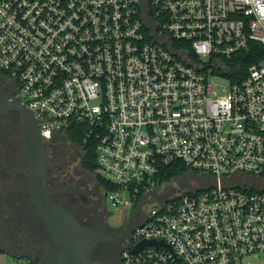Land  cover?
Wrapping results in <instances>:
<instances>
[{"label":"built area","instance_id":"obj_1","mask_svg":"<svg viewBox=\"0 0 264 264\" xmlns=\"http://www.w3.org/2000/svg\"><path fill=\"white\" fill-rule=\"evenodd\" d=\"M144 1L0 0V70L46 143L69 129L96 142L114 204L157 202L122 264H264V58L220 91L210 76L264 46V0H147L161 41ZM168 37L179 53L174 41L189 42L200 68ZM177 162L185 186L162 205L153 192ZM147 240L164 244L133 251Z\"/></svg>","mask_w":264,"mask_h":264},{"label":"flooded vegetation","instance_id":"obj_2","mask_svg":"<svg viewBox=\"0 0 264 264\" xmlns=\"http://www.w3.org/2000/svg\"><path fill=\"white\" fill-rule=\"evenodd\" d=\"M15 97H19L17 81L0 70V98ZM47 155V185L51 197L74 212L83 224L109 235V239L100 241L96 247L95 259L122 264V251L142 215L137 214L126 227L109 223L107 194L97 175L85 166L84 146L68 134H57L51 143H47ZM71 163L91 174L87 177L92 178L91 182L84 180L91 189L81 191L72 183L68 184ZM27 165L22 115L16 110L7 111L0 116V252L22 259L21 264L40 260L47 244L53 243L30 200ZM195 174L192 176H197ZM182 181L185 182V178ZM85 182L80 181V185Z\"/></svg>","mask_w":264,"mask_h":264},{"label":"water","instance_id":"obj_3","mask_svg":"<svg viewBox=\"0 0 264 264\" xmlns=\"http://www.w3.org/2000/svg\"><path fill=\"white\" fill-rule=\"evenodd\" d=\"M144 16L148 27L153 30L155 38L163 40L164 37L157 32L155 21L147 14L148 1L143 3ZM170 49L183 57L185 62L200 67L192 59L190 53L175 50L172 45L171 37L166 40ZM16 110L22 115L24 121L25 147L27 150L28 165L30 170V200L34 205V210L44 222L45 228L49 232L53 243H48L46 252L40 258L37 264H110L98 261L94 257V252L99 242L109 239L104 231L96 230L83 224L77 215L68 207L55 201L47 185V143L41 134V121L37 118L35 112L26 105L20 97L0 98V116L7 111ZM188 175H196L194 172ZM188 192H196L189 188ZM153 197L160 204L165 205L166 200L161 199L156 192ZM149 201V195L146 194L138 203L136 208L124 222V227L137 215H142L140 225L147 221L145 205ZM131 238L128 239L130 241ZM149 244H164L163 241H143L134 252L140 251L144 246Z\"/></svg>","mask_w":264,"mask_h":264},{"label":"trees","instance_id":"obj_4","mask_svg":"<svg viewBox=\"0 0 264 264\" xmlns=\"http://www.w3.org/2000/svg\"><path fill=\"white\" fill-rule=\"evenodd\" d=\"M174 45L177 48H186L191 57L195 61H199V57L194 53L193 49L189 42L186 41H174ZM262 58H264V46L257 42L250 43L248 49L236 54L233 59L225 61L224 67H219L220 71L218 73L230 78L232 80H242L247 75L248 69L250 65L253 63L259 62ZM216 72V71H215ZM5 73V72H4ZM7 74V73H6ZM68 135L71 137L72 140L79 142L85 148V166L88 169L95 173L98 177V181L105 191L108 194L110 191H114L117 189V186L109 180L107 177L103 176L101 173L98 172L100 169L96 154V142L95 141H87L83 142V134H76L73 132L72 129H69ZM188 170L180 164V162L174 163L171 166L167 167L163 171V181H171L175 180L176 178L182 177L186 174ZM95 257V256H94ZM97 260V259H96ZM37 261H30L26 264H37Z\"/></svg>","mask_w":264,"mask_h":264},{"label":"rangeland","instance_id":"obj_5","mask_svg":"<svg viewBox=\"0 0 264 264\" xmlns=\"http://www.w3.org/2000/svg\"><path fill=\"white\" fill-rule=\"evenodd\" d=\"M207 58H203V61L206 62ZM210 76L212 77V80L217 85L214 86L215 90L220 91L221 86L225 85L227 83V79L225 76L218 75L216 73H211ZM72 166V167H71ZM70 170L68 172L70 179H68V184L72 183L76 187H78L81 191H85L86 188L91 189V186L87 184L84 180L92 181V178L87 179V177L91 176V174H86L77 164L71 163ZM74 167H76L74 169ZM99 173H101L103 176L106 177V174L101 169L98 170ZM183 177L176 178L173 181L170 182H163V187L160 190V193L162 196H173L176 195L181 189V185H183L185 182L182 181ZM81 182H85L84 185H80ZM80 185V186H79ZM142 199V198H141ZM139 199V202L141 201ZM138 202V203H139ZM137 203V205H138ZM107 206L109 208V212L107 213L109 216V223L112 225H118L121 226L124 224L126 219L129 217V215L132 213V209L129 207H123L120 205L114 204V202L110 199V197L107 194ZM157 206V202H149L145 205V211L152 209L153 207ZM249 260L251 263L259 261L258 258L255 257H249ZM21 262H24L22 259L18 260L15 259L12 255L4 252H0V264H21ZM117 264V263H116Z\"/></svg>","mask_w":264,"mask_h":264}]
</instances>
